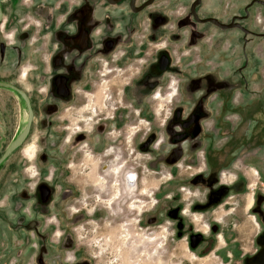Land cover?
Wrapping results in <instances>:
<instances>
[{
	"label": "rangeland",
	"instance_id": "rangeland-1",
	"mask_svg": "<svg viewBox=\"0 0 264 264\" xmlns=\"http://www.w3.org/2000/svg\"><path fill=\"white\" fill-rule=\"evenodd\" d=\"M43 1L16 0L15 4L19 7L24 5L25 9L29 10ZM144 1L146 0H136V3L141 4ZM215 1L217 5H214ZM251 1L202 0L201 10L199 6L197 8L200 13L197 14L203 19L211 17L226 21L231 17L244 15V8ZM190 2L191 0H159L155 5L148 6L138 16L142 22L134 30L133 36L141 39V36L148 34V15L156 11L169 19L167 29H171L174 18L182 16ZM3 5L7 14L13 11L17 15V29L23 28L26 24L25 18L30 12L22 11L18 6L14 11L9 1H5ZM247 11L248 18L242 25L252 34L245 36L244 44L240 42L238 48L233 46L229 49V58L228 55L221 57L220 51H217V56L213 59H209L210 54L206 56V62L211 63L205 65L202 63L204 53L194 55L197 50L186 51L180 48L186 38H176V42L169 43L167 34H164L165 38L163 36L158 43L143 42L140 55L131 59L121 56L125 51L123 48L118 49L110 58L96 63L91 86L83 93L87 95L83 96L81 93L74 98L76 104H79L77 109L92 101L97 105H94L96 112L100 109L104 114L110 115L114 108L118 109L120 102L124 111L122 114L132 122L130 126L138 125L140 131L135 141H130L128 137L122 140L121 161L117 160V149L113 153H107L108 149L105 148L103 152L96 153L91 146L83 147L81 144L75 147L65 141L61 142L59 147L69 149V152L64 155L65 161L61 167L65 175L62 184L58 183L52 188L54 200H59L66 191L71 190L73 202H77L73 206L78 208L79 212L58 221L61 222L59 229L54 220L40 218L36 220L38 225L35 230H22L17 224L16 215L8 211V222H2L0 218V264H240L241 260L252 254L260 229L256 213L259 209H264V36H260L264 34V6L254 4ZM30 20L35 23L39 21L32 17ZM56 20H60L59 17ZM116 26L120 28L123 24L117 23ZM203 27L211 26L206 24ZM49 36L48 32H32L22 50L29 58H33L35 51L49 52ZM210 36L202 42L205 47L210 45L213 38L211 34ZM226 40L221 45L223 49L229 47ZM9 41L8 31L0 33V43L8 47ZM164 42L165 49L172 56L174 68L178 67L182 73L194 72L197 76L186 78L182 73H167L158 79V85L151 91L136 92L142 74L148 71L147 64L144 63L155 59L156 51L162 50ZM135 51L132 50L133 53ZM37 57H40L41 61L44 55ZM183 57L187 58L180 60ZM226 58L228 65L224 62L227 61ZM221 59L224 62L222 73L218 69ZM10 62V57L0 61V78L9 79L6 67ZM28 62L29 60H24L16 67H26ZM107 62L109 66L104 67ZM215 67L219 73L217 83H230L234 88L230 91L228 100L220 94L213 96L214 93L207 91L203 94L208 86L193 95L196 101H206L203 106L210 113L205 121L207 134L201 135L194 159L202 162V150L215 155L221 165L219 175L216 177L215 174L205 172V176H202V165L190 167L187 161L172 171L165 160L169 155L166 147L163 150L160 147L158 153L154 154L146 151L141 154L134 151L130 154L132 149L135 150L134 146L143 142L151 133L166 137L165 129L171 116V103L178 99L175 96L178 84H199L202 79L210 76L205 73L209 71L207 68ZM37 72L34 76L31 75L33 82L39 76ZM226 75H229L228 80L224 78ZM14 78L19 81L21 75L15 74ZM38 85L40 89L43 83ZM171 93L172 98L169 99ZM33 95L40 97L41 94L36 92ZM211 97L215 105L207 102ZM6 100H11V94L0 89V153L24 119V112L20 111L17 99L14 98L11 103L13 109L10 108L8 112L9 128L6 132V118L4 120L1 116L3 110H8L2 105ZM187 100L189 99L184 100V108L189 107ZM102 103L105 104L103 107ZM70 116L74 118L75 114H62L64 119ZM62 125L67 126L65 120ZM128 126L129 122L124 129L127 132L131 128ZM39 134V129H34L22 147L8 160L7 163H13V168L8 169L6 165V168L0 171V208L7 204L11 195L22 194L25 195V207L21 212L25 213L34 201L32 195L28 194L34 193V196L38 197L36 189L27 178L30 172L25 170L34 166V162L26 159L23 150L32 144L36 147L35 141ZM158 143L153 146L155 150ZM109 157L117 158L116 164L108 169L118 167L119 172L99 173L100 162ZM184 158L189 160V156ZM134 163L140 164L142 168L141 171L137 170L136 186L129 189L123 177L130 167H135ZM154 164L155 166H152ZM66 165L72 167L66 169ZM52 169L51 165L48 166L46 176H49ZM130 176L131 174L128 175ZM12 178L16 181L15 186L7 185ZM202 179H209L206 186L202 185ZM216 179L222 186L215 182ZM239 179L242 181L241 185ZM225 185H229L227 188L230 189L234 187V190L219 194L218 190L223 191ZM218 194L220 197L217 198ZM29 196L32 198H28ZM66 205L71 208V204ZM173 207L180 208L182 212L181 222L184 229L178 234L166 216L168 210ZM32 217L24 222L25 226L35 221ZM210 222L219 226L218 232L214 234L212 250L207 254H198L189 248L187 237L192 231L206 233V225ZM12 227L15 228L14 232L10 230Z\"/></svg>",
	"mask_w": 264,
	"mask_h": 264
},
{
	"label": "flooded vegetation",
	"instance_id": "flooded-vegetation-1",
	"mask_svg": "<svg viewBox=\"0 0 264 264\" xmlns=\"http://www.w3.org/2000/svg\"><path fill=\"white\" fill-rule=\"evenodd\" d=\"M5 1L10 2L14 11L17 6L19 7V5L15 4L16 0H2L0 2L2 12L0 33L8 31L10 40L8 47L0 43V61H3L5 58H11V62L6 67L10 77L9 79L0 78V83L9 84L23 91L28 98L33 118L25 140L34 129L38 128L40 134L35 141L37 145L36 149L38 147V150H36L32 160L34 166L25 169L27 172H30L27 178L36 189L38 197L34 196V193L28 194L32 195L34 201L31 202L29 210L24 213L21 212V210L25 207L23 199L25 195H11L7 204L0 208V213L2 215L0 218L2 222H8L9 220L6 213L10 211L13 215H16L17 224L22 227V230H30V228L35 230L38 225L37 219L49 218L54 220L57 229H59L61 222L58 221L72 217L73 214H78L79 212V209L73 206V204L75 205L77 202H73V192L71 190L66 191V194L59 200H54L52 188L58 183L62 184L65 175L61 167L65 161L64 155L69 152V149H61L59 144L65 141L67 144H71V146L75 147L81 144L84 145L83 147L91 146L96 153L103 152L105 148L108 149L107 153H113L114 150L117 149L116 151L119 154L117 160L121 161L123 158V151L121 149L122 140L124 141L128 137L130 141H135L134 139L140 131L138 125L134 127L130 126L132 122L128 120L127 116L122 114L124 111L121 109L123 107L120 102L118 104V109L114 108L113 113L110 115L107 113L104 114L100 109L96 112L95 106L97 105L92 101H88L89 103L86 102L84 106L77 109L79 104H76L77 101H75L74 98L77 94H83L85 91L89 90L91 86L90 81H92L93 75L96 72V63H98L99 60L110 58L118 49L123 48L125 51L121 56L126 59H131L133 56L140 55L145 42L158 43L160 39L165 38L164 34H167V42H176V38L180 40V38L183 37L182 31L188 30L192 33H189L186 42L180 48L190 51L191 47H198L199 52L202 54L204 53L203 57L200 56L203 59L202 63L206 65V56H208V53L206 52V47L202 43L205 39L203 35L205 32L203 30L206 29V27L204 28L203 26L206 24H209L211 27L216 26L211 23H197L193 20L190 7L195 0H191L189 7L186 11H183L182 16L180 15L177 19L174 18V25L171 29H167L169 27H167L169 19L159 14L158 11H156V13H150V15H148V21L150 23L149 30L147 31L148 34L141 36V39H137L133 36V33L142 22L138 16L148 6L155 5L159 0H153L150 5H147L139 11H133L131 9V0H121L115 4H109L106 0H74L70 8L67 6L69 4L60 3L52 11H48L45 7H38L37 5L26 10L24 5H20L19 8H21L22 11H29L30 14L25 18L26 24L24 27H19L20 29H17L18 27L15 26V22L18 21V17L13 11L9 14L6 13L3 5ZM148 1L149 0H146L141 4H137L136 0H134L133 7L134 9H138ZM185 1L188 2L189 0ZM201 1L202 0L196 5L195 12L198 19L204 20L207 18L203 19L200 17V14H197L200 13L197 12L198 6L201 10ZM31 17L37 18L39 21L36 23L32 22L30 20ZM58 17L60 20H56ZM244 21L245 20H242L240 24L242 25ZM117 23H122L123 26L118 28L116 26ZM197 27L200 28L201 31L196 32L197 30L195 31V29ZM34 31L37 34L50 33L48 38L49 52L35 51L32 55L33 58H29L28 54L22 50V47H24L28 39H30L31 33ZM210 42L213 51L217 52L220 47L218 39L212 38ZM165 46L164 42V46L161 47L162 50L156 51L155 59L151 62L144 63L147 64L148 68L146 70L148 71L142 74L141 83L139 82V89L136 92L147 93L151 91L158 85V79L162 78L167 73H182V70L178 69V67L174 68L172 56L167 49H165ZM133 49L136 50L134 53L132 52ZM37 55H44V57L43 59L41 58L40 61V57H37ZM184 58L186 59L187 57L180 58V60ZM24 60H29L26 67H16ZM107 66H109L108 62L104 67ZM207 70L209 71L205 73H212V69L207 68ZM36 71H38L37 73H39V76L37 80L33 82L31 75L36 74ZM18 73L21 75V80L15 81V74ZM47 74L49 75L48 77L46 76ZM205 78L194 86H187L181 83L178 84L175 91V96L178 97V99L174 100V103H171L172 111L165 129L166 137L161 135L158 136V134L155 135L151 133L149 129L151 134L149 133L150 135H147L143 142L137 143L134 146L135 150L132 149L130 154H133L134 151L139 154L145 151L154 154L155 152L158 153L160 147L162 150L166 147V152L169 155L165 160L170 165L172 171L187 161L190 167L202 165L201 170L204 171L202 176H205V172H209L211 175L215 174L216 177L219 175L221 165L218 163L219 161L215 155L213 156L207 151L202 150V162L198 161L196 158L194 159L195 151L199 147L198 143L201 135L207 134L205 121L210 113L209 110L203 106V103L206 101H196V97L193 95L199 92L200 89H206V86H208L209 88L205 90L203 94H206V91L207 93H214L213 96H218L220 94L221 97L224 96L225 100H228L230 98L229 93L234 87L229 85L230 83L219 85L217 81L213 80L215 77H210V81L213 80L215 82L209 84ZM38 83H43L42 88H38ZM0 89L11 94L12 100H6L5 103H2L3 107L8 109L7 111L3 110L1 113L4 120L6 118V132L9 128L8 112L10 108L13 109L11 103L14 102V98L17 99V105L20 111L22 110L24 112L22 125L17 126L14 136L0 153L1 157L8 145L24 129L28 119V109L24 101L15 91L1 86ZM36 92L41 94L40 97L33 95V93ZM182 92L188 93L184 95ZM86 95L87 94H83V96ZM179 98L180 100L182 98L181 102ZM185 99H189L187 100L189 102L188 108H184ZM207 102L212 105L211 103L214 104V99L211 97ZM101 105L103 107L105 104L102 103ZM64 113L75 114V116L74 118L70 116V118L64 119L62 117ZM136 114L139 115V113ZM69 119H71V121H69ZM64 120L67 126L62 125ZM127 122H129L128 127H131L129 128V132L124 130ZM139 124L141 125L140 122ZM157 142L159 143L156 145L155 150L153 146ZM23 144L24 142L0 163V171L5 169L6 165L8 169L13 168V163H11V161L9 163L7 162ZM183 156H189V160H186ZM115 159L109 157L102 160L100 162L101 165L98 166L99 173H104L105 171L108 173L110 170L108 168L116 164ZM157 160L159 159H156V161ZM134 164L135 167H130L128 173L124 175L123 181L125 182L128 179L136 186L138 181L137 170L141 171L142 166L140 164ZM50 165L53 169L49 172V176H46L47 168ZM152 166H155V164ZM65 167L66 169H70L72 165H66ZM112 169L110 171L113 172L115 169L118 170L119 168L115 167ZM130 174L131 176L128 177ZM208 180L202 179V185L204 184L206 186ZM15 182V179L12 178L7 185L15 186ZM215 182L218 183L219 186H222L217 179ZM239 182L241 185L242 181H240V179ZM227 187L230 186L225 185L223 191L218 190L219 194L234 190V187L231 189ZM212 193L216 192H211V194ZM219 194L216 195L217 198L220 197ZM32 197L29 196L28 198ZM213 199L214 198H212V200ZM66 204H71V208ZM30 214H32L33 217ZM181 215L182 212L178 207L170 208L166 213L168 219L173 223L176 234L184 229V224L181 222ZM31 217L34 218L35 221L25 226L24 222ZM256 217L260 229L254 242V250L251 255L241 260L240 264H264L263 208L257 211ZM206 226V233L198 230L192 231L187 237L189 248L198 254H207L212 250L214 234L219 230V226L215 222H210ZM10 230L14 232L15 228L12 227ZM198 235H200V238L195 239V236ZM191 238H193V245H195L193 248H191ZM74 264H76V262Z\"/></svg>",
	"mask_w": 264,
	"mask_h": 264
},
{
	"label": "water",
	"instance_id": "water-1",
	"mask_svg": "<svg viewBox=\"0 0 264 264\" xmlns=\"http://www.w3.org/2000/svg\"><path fill=\"white\" fill-rule=\"evenodd\" d=\"M2 0H0L1 2ZM109 4H115L118 3L121 0H106ZM153 0H149L148 2H146L144 5H142L140 8L138 9H134L133 5H134V0H131L130 2V7L133 11H139L141 9H143L144 7H146L147 5H150L152 3ZM200 2V0H195L194 3H192L191 7H190V13L192 15V18L195 22L197 23H211L214 26H216L219 29L222 30H228V29H238L240 30L245 36L252 34L250 31L246 30L241 24L240 22L242 20H245L248 18V8H250L252 5L254 4H259L261 6H264V1L263 0H252L245 8H244V16L240 17V16H235L230 20L229 24H222L220 22H218L216 19L213 18H207L204 20H200L198 19L196 12H195V7L196 5ZM2 21V12H1V8H0V22ZM260 36H264V34H261ZM1 87H6L9 89H12L13 91H15L20 97L21 99L24 101V103L27 106L28 109V119L26 122V125L24 127V129L18 134V136L8 145V147L5 149L4 153L2 154V156L0 157V163L3 162L8 155L13 152L15 149H17L18 147L21 146V144L24 142L25 138L28 135L29 129H30V125L32 122V112L30 110L29 107V102H28V98L26 96V94L21 91L18 90L16 88H14L13 86L9 85V84H5V83H0ZM200 235L195 236V239H199ZM195 245H193V238H191V248H193Z\"/></svg>",
	"mask_w": 264,
	"mask_h": 264
},
{
	"label": "crops",
	"instance_id": "crops-1",
	"mask_svg": "<svg viewBox=\"0 0 264 264\" xmlns=\"http://www.w3.org/2000/svg\"><path fill=\"white\" fill-rule=\"evenodd\" d=\"M35 1H38V0H35ZM42 4H39L38 5V7H45L46 9H48V11H52V7H57L60 3H66V4H69V5H67L68 6V8H70L71 7V5H73V3H74V0H44L43 2H41ZM214 5H217V2L215 1V4ZM48 13H50V12H48ZM232 18V17H231ZM231 18L229 19V20H226V21H223V20H220V19H216L218 22H220V23H222V24H228L229 22H230V20H231ZM244 26V25H243ZM197 30V31H196ZM195 31L196 32H198V31H201V29L200 28H196L195 29ZM205 33L203 34L204 36H205V38L208 36H210V34L212 35V37L213 38H217L218 39V41L220 42V47H219V50L218 51H220V56L222 57H224L225 55H228V58H229V53H228V51H229V49L230 48H232L233 46H234V48H238V45H239V43L241 42V43H243L244 44V38H245V35L240 31V30H238V29H228V30H222V29H218V28H216V27H206V29H204L203 30ZM189 33L191 34L192 32L191 31H188V30H184V31H182V35H183V37L184 38H187L188 37V35H189ZM241 36V37H240ZM211 37V36H210ZM233 37H235V39H233ZM227 39V40H226ZM224 40H226L227 41V43H229V47L228 48H226V49H223L222 48V43L224 42ZM236 40V41H235ZM210 45H211V42H210ZM207 46L206 47V52L208 53V54H210L209 55V59H213V57L214 56H217V52H215V51H213V49H212V47L211 46ZM241 47H242V45H241ZM190 50L192 51V50H197L196 52H194L193 54L195 55V54H199V48L198 47H191L190 48ZM237 51V50H236ZM232 55V54H231ZM206 59H207V57H206ZM227 59V58H226ZM236 59H238V56H236ZM207 61V60H206ZM226 64L225 65H228V59H227V61H224ZM224 62H223V60L221 59V61H220V64L218 65V69L219 70H221V73H222V70H223V67H224ZM207 64H210L211 62L210 61H208V62H206ZM212 69V73L210 74V76H207V77H209V78H205L208 82H209V84H211V83H214L213 82V80H217V76H218V69L215 67V68H211ZM238 70V69H237ZM231 70H229V72H230ZM228 72V73H229ZM208 74V73H207ZM214 74H216V75H214ZM182 76L183 77H186V78H192V77H195V76H197V74L196 73H194V72H189V73H185V71L182 73ZM228 76L229 75H226L224 78L226 79V80H228L229 78H228ZM210 77H215L212 81H210ZM227 82V81H226ZM182 84H185V85H187L186 83H182ZM187 86H189V84L187 85Z\"/></svg>",
	"mask_w": 264,
	"mask_h": 264
},
{
	"label": "bare ground",
	"instance_id": "bare-ground-1",
	"mask_svg": "<svg viewBox=\"0 0 264 264\" xmlns=\"http://www.w3.org/2000/svg\"><path fill=\"white\" fill-rule=\"evenodd\" d=\"M156 98L157 99H161V97H158V96H156ZM167 98V97H166ZM169 99H171L172 98V93L169 95V97H168ZM23 153H24V155L26 156V159L28 160V161H32L33 160V157H34V155H35V153H36V147H35V145L34 144H32L30 147H28V148H26V149H24L23 150ZM117 158V157H116ZM115 168V167H114ZM111 170V169H110ZM109 170V172L111 173L112 171H110ZM113 170V169H112ZM119 170V169H118ZM118 170H114V172L115 173H117L118 172ZM108 172V173H109ZM96 184V183H95ZM104 184V183H103ZM100 186H101V184H100ZM126 186L129 188V189H132V187L131 186H134L132 183H131V181L130 180H128L127 179V181H126ZM99 188H101L102 189V187H99ZM110 203V202H109Z\"/></svg>",
	"mask_w": 264,
	"mask_h": 264
}]
</instances>
